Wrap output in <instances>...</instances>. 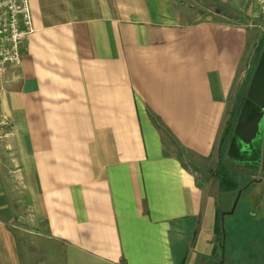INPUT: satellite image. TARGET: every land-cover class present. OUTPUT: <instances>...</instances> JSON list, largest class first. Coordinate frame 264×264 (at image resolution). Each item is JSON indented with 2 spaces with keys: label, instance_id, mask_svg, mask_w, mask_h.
Returning <instances> with one entry per match:
<instances>
[{
  "label": "crops",
  "instance_id": "1",
  "mask_svg": "<svg viewBox=\"0 0 264 264\" xmlns=\"http://www.w3.org/2000/svg\"><path fill=\"white\" fill-rule=\"evenodd\" d=\"M189 1L198 8L29 0L21 65L0 74V264L214 257L221 200L205 193L192 157L228 148L230 97L255 69L264 14L254 0ZM193 10L202 15L186 19ZM25 205L31 245L12 224Z\"/></svg>",
  "mask_w": 264,
  "mask_h": 264
},
{
  "label": "trees",
  "instance_id": "2",
  "mask_svg": "<svg viewBox=\"0 0 264 264\" xmlns=\"http://www.w3.org/2000/svg\"><path fill=\"white\" fill-rule=\"evenodd\" d=\"M263 49L264 41L260 43L256 49L257 57ZM253 69L254 65L248 72L245 80L246 84L250 81ZM244 98L245 89L243 88L242 92L238 95V104ZM232 117H234L233 113L231 114V119ZM231 127L232 120H230V123H228L225 128L223 142H225L231 134ZM257 170L258 162L256 159L249 156L248 158L240 160L237 157L228 155L225 160L220 159L218 161L216 167L211 171V175L218 181V193L220 196L226 193H233L235 196L237 191L245 185H247L246 188L252 185V183H248L252 181ZM223 211L218 201L215 211V232L219 244L214 246V256L217 253L219 255L218 259H221V245H224L225 254L222 264H225V262L229 260L231 252L234 253L232 257L233 264H264V249H262L264 248V225H260L261 223L264 224V217L260 216L263 218L259 219L252 208L248 211L246 210L247 213L244 214V218L240 221H234V219H228L229 221H226L224 216L223 227L225 237L224 240H222L221 214ZM243 236H246L244 240ZM218 250H220V254Z\"/></svg>",
  "mask_w": 264,
  "mask_h": 264
},
{
  "label": "rangeland",
  "instance_id": "3",
  "mask_svg": "<svg viewBox=\"0 0 264 264\" xmlns=\"http://www.w3.org/2000/svg\"><path fill=\"white\" fill-rule=\"evenodd\" d=\"M179 1L187 4V6H189L191 9L192 8H195V9L198 8L196 5H193L194 3H192L189 0H179ZM198 15H202V13L200 11L193 10V11L188 12V14H186L184 17L186 19H191V18L198 16ZM252 49H253L252 43L250 42L248 45V51L252 52ZM245 85H246V81L244 79L243 80H236V85L234 86V88L232 90V94L230 97V105L231 106H229V109H231L234 117H232V119H231L232 120L231 131L233 128L235 111H236L237 106H238L237 105L238 104L237 98H238L239 93L242 92ZM227 156H228L227 149H224V150L220 151V155L218 153V156H217L216 151H214V153L212 154V156L209 159H205V158H201V157H192V159H193L192 161H194L193 163H195V166L198 167V171L195 174H196L197 178L200 180V182L204 183L205 193L212 194L215 199H218V200L220 199L221 200L220 201V207L224 211H227L229 208H231V205H232V202H233L235 196L233 195V193H231V194L226 193V194H224V195H227L225 197H224V195L220 196L217 193V182L215 180H213V178L211 177V173L209 171L213 167V165L217 159L220 158L222 160H225L227 158ZM253 179H260V182H254L248 188L243 189V191L240 195V198L238 200L237 206L235 208L234 214L233 215L232 214H226L225 215L226 221H229L228 219H230V220L234 219V221L242 220L244 218V214L247 213L246 210L248 211L252 207H254V212L259 219H262L264 217V170H261L260 167H258V170L255 173V176L253 177ZM30 208H31L30 206L28 207L27 205H25V208L23 207L21 211L16 210L14 212V214L17 217H15V219H13V221H12V224L16 225L17 228L21 226L19 229H21L20 231L24 232L23 241H24V243H26V245L27 244L31 245V244H34L36 242L35 238H34V234L32 233V230H34L33 228H35L37 222H36V219L34 218V216L32 215L33 212L28 213V211H30ZM252 210H253V208H252ZM262 214H263V217L261 218L260 216ZM40 224H39L40 228L43 229V225L42 224L40 225ZM260 225H264V224L261 223ZM200 235L201 236L199 237V240H198L197 249L200 252H204V250L206 248L205 232L203 231L202 234H200ZM245 237L246 236H243V240L245 239ZM215 244L216 245L219 244L217 235L215 236ZM262 249H264V248H262ZM218 252L220 254V250H218ZM189 256H190V254L188 255V257ZM218 256L219 255L216 253V255L211 260L204 262V263L200 262V264H213L214 262L219 261ZM233 256H234V253L231 252L230 256H229V260L227 262H225V264H233V262H232ZM230 258H231V260H230Z\"/></svg>",
  "mask_w": 264,
  "mask_h": 264
},
{
  "label": "built area",
  "instance_id": "4",
  "mask_svg": "<svg viewBox=\"0 0 264 264\" xmlns=\"http://www.w3.org/2000/svg\"><path fill=\"white\" fill-rule=\"evenodd\" d=\"M264 14V0H254ZM34 30L29 0H0V74L21 65V45Z\"/></svg>",
  "mask_w": 264,
  "mask_h": 264
},
{
  "label": "water",
  "instance_id": "5",
  "mask_svg": "<svg viewBox=\"0 0 264 264\" xmlns=\"http://www.w3.org/2000/svg\"><path fill=\"white\" fill-rule=\"evenodd\" d=\"M245 97L248 101L253 103L258 109V112L250 115L244 122L240 121L235 126V129H240V141L243 144V148H252V141L255 139H260V132L264 129V50L261 52L258 61L256 63L255 69L249 81L248 87L246 89ZM260 149L262 153L260 159L257 157V162L262 164V170H264V140L260 144ZM260 182V179H252L248 184ZM247 185L239 189L235 195L232 202L231 208L221 214V229H222V240H224V227H223V217L226 214H233L237 206L238 200L244 188ZM225 249L224 245H221V259L213 264H222L224 262Z\"/></svg>",
  "mask_w": 264,
  "mask_h": 264
},
{
  "label": "flooded vegetation",
  "instance_id": "6",
  "mask_svg": "<svg viewBox=\"0 0 264 264\" xmlns=\"http://www.w3.org/2000/svg\"><path fill=\"white\" fill-rule=\"evenodd\" d=\"M259 109L247 99H243L241 103H239L236 111V115L234 118L233 128L230 135L229 145L227 148V152L232 157H237L238 159L248 158L249 156L256 159H260L262 149H260V144L264 140V129L260 132V139H255L252 141V148L249 147L243 148V144L240 141V129H235V126L240 121L244 122L250 115L255 112H258ZM258 167L262 170V164L258 163ZM225 212V211H223Z\"/></svg>",
  "mask_w": 264,
  "mask_h": 264
}]
</instances>
